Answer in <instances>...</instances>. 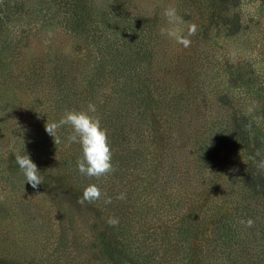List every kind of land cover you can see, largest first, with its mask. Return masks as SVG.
<instances>
[{
    "label": "rangeland",
    "instance_id": "1",
    "mask_svg": "<svg viewBox=\"0 0 264 264\" xmlns=\"http://www.w3.org/2000/svg\"><path fill=\"white\" fill-rule=\"evenodd\" d=\"M169 6L197 26L187 48L160 34ZM90 102L116 169L101 179L69 127L45 131ZM261 159L264 0H0V264H264V195L242 182ZM89 184L112 203L79 205Z\"/></svg>",
    "mask_w": 264,
    "mask_h": 264
},
{
    "label": "clouds",
    "instance_id": "2",
    "mask_svg": "<svg viewBox=\"0 0 264 264\" xmlns=\"http://www.w3.org/2000/svg\"><path fill=\"white\" fill-rule=\"evenodd\" d=\"M162 17L167 27L160 29V34L173 39L176 43L187 48L191 45V36H194L197 31V26L192 24L187 29V35L183 33L180 24L183 23L181 17L178 16L174 7H166L162 12ZM96 105L88 103L85 110H66L61 119L57 122L46 123L45 131L53 137L54 143L59 144L60 138L57 135L59 128L67 126L71 129L67 136V146L79 144L81 148V157L77 160V169L81 175L88 178L101 179L115 172V167L112 163V151L108 141V134L101 127V122L98 117L92 115L96 113ZM15 162L18 165L21 173L25 177L27 184L33 189H37L42 185L44 177L39 171L37 165L30 159L28 154H16ZM257 169L264 171V159H261L257 165ZM105 197L104 203L111 204L112 198L107 197L102 193L101 189L96 184H89L77 198L79 205H84L85 202L93 203ZM126 198L125 193H120L116 199L123 200ZM245 227H252L254 221H239ZM109 226H117L118 218L110 217L107 220Z\"/></svg>",
    "mask_w": 264,
    "mask_h": 264
},
{
    "label": "trees",
    "instance_id": "3",
    "mask_svg": "<svg viewBox=\"0 0 264 264\" xmlns=\"http://www.w3.org/2000/svg\"><path fill=\"white\" fill-rule=\"evenodd\" d=\"M227 31L229 33L231 31L230 34H232L233 32L236 31V25L234 24L232 30L230 29ZM131 61H132V59H126L125 63L131 64ZM125 63L123 62L124 65H126ZM117 67H119V65ZM98 68H99V66L96 69H98ZM77 75H78L77 77L73 76L71 81H70L71 84L75 87L78 86L77 83L81 79V74H77ZM101 79H102V73L97 72V71L94 72L92 81L99 84L98 81ZM129 91H130V87L127 90V93L129 95L128 99L131 100V103L134 104L138 108V112L141 113L142 111H144L146 109L147 104H148V100L152 99L150 96H147V91H148L147 86L144 84V88L132 89L131 93H129ZM250 174H251V171L244 173V175L242 177L243 186L254 191V192H256V193H260V194L264 195V175L259 174L257 176V180H254L253 178L250 177ZM260 256H264V248L260 249Z\"/></svg>",
    "mask_w": 264,
    "mask_h": 264
}]
</instances>
